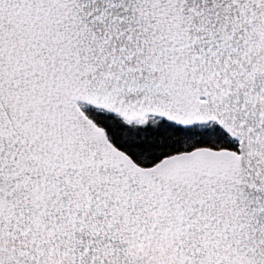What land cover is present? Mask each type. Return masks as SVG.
Listing matches in <instances>:
<instances>
[{
	"label": "snow or ice",
	"instance_id": "obj_1",
	"mask_svg": "<svg viewBox=\"0 0 264 264\" xmlns=\"http://www.w3.org/2000/svg\"><path fill=\"white\" fill-rule=\"evenodd\" d=\"M0 264H264V0H0Z\"/></svg>",
	"mask_w": 264,
	"mask_h": 264
}]
</instances>
